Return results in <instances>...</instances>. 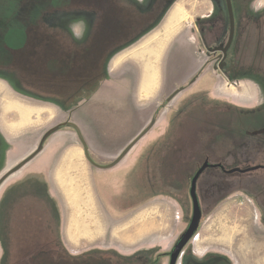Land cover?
<instances>
[{"label":"rangeland","instance_id":"374dc122","mask_svg":"<svg viewBox=\"0 0 264 264\" xmlns=\"http://www.w3.org/2000/svg\"><path fill=\"white\" fill-rule=\"evenodd\" d=\"M55 1L29 29L8 26L19 0H0V179L29 162L43 136L42 160L64 164L76 146L85 155L73 154L81 171L63 185L58 170L40 174L41 195L0 218V264H169L200 165L264 163V0H232L236 32L222 67L226 0ZM158 41L168 58L145 96L128 56L151 55ZM16 99L25 113L7 110ZM144 130L151 136L131 148ZM25 139L33 147L17 144ZM251 179L264 182V169L203 172L202 221L179 264H264V184Z\"/></svg>","mask_w":264,"mask_h":264},{"label":"crops","instance_id":"0c3cea01","mask_svg":"<svg viewBox=\"0 0 264 264\" xmlns=\"http://www.w3.org/2000/svg\"><path fill=\"white\" fill-rule=\"evenodd\" d=\"M163 48H164V45L162 44V41H158L157 49H159V50L158 51L156 50L155 53H153L151 51V53H152L151 55L148 54L147 52H145L144 56L138 55V54H136L134 56H128V60L129 59L132 60V63H129L130 66L128 67L130 70V73H132V74L134 73L133 67H131V64H133V63L135 66L138 65L137 67L141 70L139 78L141 79V81H143L142 87L144 90L142 91V93L145 96H147V95L151 96L152 95V89L157 84V81H159V80L162 81L161 77H159V78H157V77L163 75V71H164L163 65L166 63V59L168 58L167 54L163 55ZM146 54H148V55H146ZM115 57H117V56L115 55L113 57V61H112L114 63H115V61L117 62V60H116L117 58H115ZM154 64L156 66H153ZM134 68H136V67H134ZM129 79L130 80H128V81L130 82L132 80V78H129ZM134 96H135V101H136L137 97H138L137 91H134ZM48 104H51V103H48ZM13 107H15L16 112L18 111V112H22V113H25L27 111L26 107L28 108V106L24 103H21L19 101V99H16L14 101V103H12V104H8L7 110L9 108L12 109ZM40 107L41 108H39V109L43 113L46 112V110H49V111L51 110V108L49 106L41 105ZM53 107H54L53 110H55V112H56L57 106L55 105ZM15 131H17V130L15 129ZM153 133H155V132H153ZM146 134H147V132H146ZM146 134L144 135V138H143L144 140L147 139L148 137H150L152 132L148 133L147 135ZM43 137L37 146L38 148L40 147L41 144L44 143ZM141 141H142V139H141ZM141 141H139L136 144L137 146L136 145L135 146L138 147L139 146L138 144ZM32 142H33L32 140L25 139V141H19L18 143L17 142L16 143L18 145H27V147L29 149V148L33 147L34 142L33 143ZM5 144H6V142H5ZM47 148L48 147L44 145V147L41 149V151L37 155H35L26 165L21 167L20 170L16 171L12 175H10L4 181V183L2 185L3 193H1V205H0L1 221L7 222V223L9 222V216H10L9 208H11L16 203H22L21 201L23 198H27V197H29V195L35 196L37 194H40L41 189L39 187H37V188L34 187L36 185L35 179H37L40 174H42V173L44 174V173H46V171H48L50 169L51 170L55 169L56 171L58 170L60 177H57L58 174H56V179L54 180L55 185H57L59 183L62 184L63 181H66V178H69V177H67L68 171H70V172H72L73 170L81 171V170L75 169V167L73 166V162H72L73 154L77 155L78 159L81 158L80 160H83V158H84L85 151L83 153L79 146H76L74 148V150L71 147L70 152L68 151L64 154L65 156L62 160V161H65L64 164H59V165L55 164V162H53V161L50 162V161L42 160V156L44 155V152L47 150ZM3 152H4L3 156L7 157L9 150L6 149ZM82 164H83L82 165L83 170L88 168L87 167L88 165H85L84 163H82ZM59 167H60V169H59ZM62 172H63V174H62ZM44 184H45L44 189L46 191H48V187H47L48 183L46 184V182H44ZM4 217H6L5 220H4Z\"/></svg>","mask_w":264,"mask_h":264},{"label":"water","instance_id":"95a60500","mask_svg":"<svg viewBox=\"0 0 264 264\" xmlns=\"http://www.w3.org/2000/svg\"><path fill=\"white\" fill-rule=\"evenodd\" d=\"M226 2H227L229 18H230V35H229V39H228V42H227L226 46L219 48L220 50L223 51V58H226V56L228 54V50L230 49V47H231V45L233 43L234 35H235V29H236V20H235V12H234L233 1L232 0H226ZM71 125L79 132V128H78V126L76 124L71 123ZM145 134H146V131H143L142 133H140L133 140V142L131 143L130 147L133 148L144 137ZM41 149H42V146H40L29 157V159L26 162H28L35 155H37L41 151ZM218 167L222 168L226 173H229V174H232V173H235V172L246 173V172L258 170L260 168V166H252V167H248V168L235 167V168L227 170L220 163L212 164L208 160H206L203 163V165L198 169V171L195 173V175L193 176L192 181H191L190 195H191L192 202H193V213H192V218H191L190 224H189L187 230L182 234L180 239L175 244L173 250L170 252V262H169V264H179L180 263V259L182 257L184 248L192 240V238L195 236V234L199 230V227H200V224H201V221H202V216H203V210H202V206H201L200 198H199V194H198V180H199L200 176L203 174V172L207 168H218ZM12 173H13V171L11 170L7 174H5L0 179V185L3 184L4 181Z\"/></svg>","mask_w":264,"mask_h":264},{"label":"trees","instance_id":"16d2710c","mask_svg":"<svg viewBox=\"0 0 264 264\" xmlns=\"http://www.w3.org/2000/svg\"><path fill=\"white\" fill-rule=\"evenodd\" d=\"M57 2L58 1H55V0H45V1L43 0H19L18 6L16 7V13L14 14V17L8 22V26L14 23H19L23 25L24 27H27V28L29 27L30 29L31 26L39 23L42 11L43 10L46 11V10L52 9V7H56ZM30 9H35L36 11L32 17H29L28 14H26V11ZM22 40L23 41L21 42L24 43V39ZM81 47H84V45H82ZM250 148L252 147H249L248 149L250 150ZM251 181L257 183L259 187H261V184H264L263 180L261 179H258L257 181H254L251 179Z\"/></svg>","mask_w":264,"mask_h":264},{"label":"flooded vegetation","instance_id":"af4514ba","mask_svg":"<svg viewBox=\"0 0 264 264\" xmlns=\"http://www.w3.org/2000/svg\"><path fill=\"white\" fill-rule=\"evenodd\" d=\"M235 32H236V29H235ZM229 35H230V32H229ZM234 38H235V35H234ZM229 39V38H228ZM228 42V41H227ZM233 42H234V40H233ZM233 44V43H232ZM225 46H226V44H225ZM224 46V47H225ZM231 47H232V45H231ZM230 47V48H231ZM219 48H221V47H219ZM219 48H216L215 49V51H220V52H222V55L220 56V61H219V64H218V66L219 67H222L223 66V64L226 62V58H227V56H228V54H227V56H226V58H223V51L222 50H220ZM230 50V49H229ZM229 50H228V52H229ZM218 66H216V67H218ZM256 137H257V139L259 140V142H261V141H263L264 142V135H262V134H259V135H256ZM206 161V160H205ZM204 161V162H205ZM209 162H210V160H208ZM203 162V163H204ZM203 163L200 165V167L203 165ZM211 163V162H210ZM218 163H220V164H222L224 167H225V169H227V170H229L223 163H221V162H218ZM218 163H215V164H218ZM213 164V163H212ZM256 166H260V168L258 169V170H260V169H264V163H259L258 165H256ZM199 167V168H200ZM252 167V166H251ZM198 168V169H199ZM235 168V167H234ZM239 168H241V167H239ZM246 168H248V167H246ZM198 169H197V171H198ZM207 169H209V168H207ZM206 169V170H207ZM217 169H220V170H222L224 173H226L222 168H220V167H218ZM232 169V168H231ZM205 170V171H206ZM196 171V172H197ZM204 171V172H205ZM256 171V170H255ZM251 172H253V171H251ZM235 173H241V172H235ZM246 173H250V172H246ZM226 174H229V173H226ZM232 174H234V173H232ZM201 203V202H200Z\"/></svg>","mask_w":264,"mask_h":264},{"label":"clouds","instance_id":"9594fccd","mask_svg":"<svg viewBox=\"0 0 264 264\" xmlns=\"http://www.w3.org/2000/svg\"><path fill=\"white\" fill-rule=\"evenodd\" d=\"M79 25V30L75 32V35L78 39H83L84 33L86 31V25L83 20L76 22Z\"/></svg>","mask_w":264,"mask_h":264}]
</instances>
